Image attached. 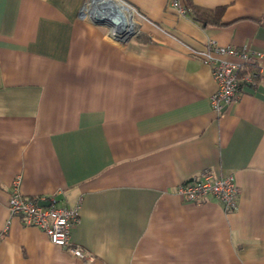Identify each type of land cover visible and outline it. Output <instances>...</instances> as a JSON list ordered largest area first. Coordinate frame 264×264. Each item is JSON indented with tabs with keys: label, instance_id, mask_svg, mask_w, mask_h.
<instances>
[{
	"label": "crops",
	"instance_id": "1",
	"mask_svg": "<svg viewBox=\"0 0 264 264\" xmlns=\"http://www.w3.org/2000/svg\"><path fill=\"white\" fill-rule=\"evenodd\" d=\"M88 1L0 0V264H264V74L218 113L196 52L248 46L264 68V0H193L226 6L219 25L117 0L136 29L123 42ZM205 168L234 174L235 209L182 198ZM17 177L27 196L80 203L71 236L93 259L21 216L5 231Z\"/></svg>",
	"mask_w": 264,
	"mask_h": 264
},
{
	"label": "built area",
	"instance_id": "2",
	"mask_svg": "<svg viewBox=\"0 0 264 264\" xmlns=\"http://www.w3.org/2000/svg\"><path fill=\"white\" fill-rule=\"evenodd\" d=\"M90 3L93 4L94 9H97L105 7L107 1L91 0L84 9L89 11ZM171 5L178 12H185L182 0H171ZM107 24L111 32L112 25L109 22ZM111 37L123 42L129 36L121 39L112 35ZM196 52L211 65L217 82V90L212 94L211 99L213 108L218 113L222 112L226 105L239 100L244 85L255 87L264 74V68L255 61L261 58L262 54H257L248 46L222 45L210 39L204 49ZM20 182L19 177L12 182L8 202L9 219L5 231L9 228L10 218L21 216L27 224L43 229L53 243L67 248L73 255L83 260L93 259L83 246L73 242L71 236L74 226L80 221V203L66 204L57 198L56 193L27 196L21 191ZM178 192L185 201L196 203L213 196L222 201L227 210H232L237 207L240 187L233 173L217 175L211 169L205 168L180 184ZM46 200L49 201L48 205L43 204Z\"/></svg>",
	"mask_w": 264,
	"mask_h": 264
},
{
	"label": "bare ground",
	"instance_id": "3",
	"mask_svg": "<svg viewBox=\"0 0 264 264\" xmlns=\"http://www.w3.org/2000/svg\"><path fill=\"white\" fill-rule=\"evenodd\" d=\"M117 4L118 1L116 0ZM120 6L126 11L123 14L122 13H116L114 10L108 8V7H96L97 9H94L93 7L90 10V13L93 12V16L95 18H103L106 21L110 22L113 27L112 31L113 34L118 35V38L129 35L132 32L133 29V20L131 18V14L128 13L125 6L123 7L122 4ZM125 14L130 15L129 19L125 17Z\"/></svg>",
	"mask_w": 264,
	"mask_h": 264
},
{
	"label": "trees",
	"instance_id": "4",
	"mask_svg": "<svg viewBox=\"0 0 264 264\" xmlns=\"http://www.w3.org/2000/svg\"><path fill=\"white\" fill-rule=\"evenodd\" d=\"M185 12L190 14L197 21L206 25H219L226 6H218L214 9L196 4L193 0H182Z\"/></svg>",
	"mask_w": 264,
	"mask_h": 264
},
{
	"label": "rangeland",
	"instance_id": "5",
	"mask_svg": "<svg viewBox=\"0 0 264 264\" xmlns=\"http://www.w3.org/2000/svg\"><path fill=\"white\" fill-rule=\"evenodd\" d=\"M88 2H90V0L88 1ZM87 2V3H88ZM95 10H93V12H94ZM132 33H136V29H135V27L132 29V32L129 34V35H126V36H123V37H120V38H126L127 36H129V37H131L133 34ZM115 35V34H114ZM117 38H118V35H115Z\"/></svg>",
	"mask_w": 264,
	"mask_h": 264
},
{
	"label": "water",
	"instance_id": "6",
	"mask_svg": "<svg viewBox=\"0 0 264 264\" xmlns=\"http://www.w3.org/2000/svg\"><path fill=\"white\" fill-rule=\"evenodd\" d=\"M96 20H98L99 22L108 23V21H106V20H105V19H103V18H99V19H96ZM43 204H44V205H48V204H49V201H48V200H46V201H44V202H43Z\"/></svg>",
	"mask_w": 264,
	"mask_h": 264
}]
</instances>
